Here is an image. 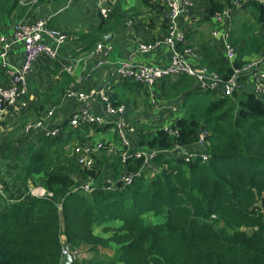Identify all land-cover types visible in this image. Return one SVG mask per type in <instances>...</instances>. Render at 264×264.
<instances>
[{"label": "trees", "instance_id": "trees-1", "mask_svg": "<svg viewBox=\"0 0 264 264\" xmlns=\"http://www.w3.org/2000/svg\"><path fill=\"white\" fill-rule=\"evenodd\" d=\"M48 1L0 0V26L23 19ZM140 3L150 12L162 11L154 0ZM199 6L202 13L194 27H184V46L194 49L198 67L227 78L231 67L264 56V2L200 0ZM223 12L227 22L231 17L224 40L235 55L231 65L222 52L224 31L216 38L221 47L210 41L209 34L197 31L202 25L212 32L220 30L212 18ZM125 15L115 8L86 32L69 34L75 44L72 55L87 54L96 43H104L103 36ZM182 47L177 43L178 51ZM48 62L52 73L59 70L58 61ZM109 79L105 90L109 102L113 107L124 105L126 116L128 102L134 100L121 93L147 92L137 83ZM71 82L72 77L59 74L40 93L37 106L30 108L29 120H19L17 130L27 120L43 118ZM152 96L161 105L160 112L171 117V131L148 133L139 128L133 132L135 145L131 141L133 148L165 151L151 161L159 170L150 179L140 171L130 184L122 185L123 173L134 174L142 162L129 159L122 163L119 141L117 154L108 161L103 154L91 168L73 164L66 146L86 144L112 124L71 128L65 119L57 125L54 137L21 132L0 143V183L6 194V199L0 198V264H58L60 237L65 245L90 255L75 256L70 264H264V102L242 89L227 97L199 91L193 79L183 75L159 79ZM167 105H174L175 111L165 109ZM114 136L118 140L116 131ZM174 146L194 151L195 159L188 162L171 156L168 152ZM74 165L84 180L78 184L71 177ZM31 180L44 190L41 197L29 195ZM88 180L92 187L86 193L80 184ZM146 213H161L163 219L152 227L139 226V216ZM114 220L129 230L121 240L92 234V227ZM196 242L200 245L194 246ZM162 246L170 247L166 255L160 253ZM106 249L112 260L93 256ZM136 251L139 256L135 258Z\"/></svg>", "mask_w": 264, "mask_h": 264}, {"label": "built area", "instance_id": "built-area-1", "mask_svg": "<svg viewBox=\"0 0 264 264\" xmlns=\"http://www.w3.org/2000/svg\"><path fill=\"white\" fill-rule=\"evenodd\" d=\"M100 19H107L111 9L108 5L102 4L104 0H94ZM162 7V15L166 29V35L158 41L151 43H138L135 50L139 53H148L156 49L160 45H164L170 50L171 56L162 65H152L138 62L131 58L128 60L117 61L113 67L114 70L109 78L116 80L131 81L141 85L146 91L148 97L152 98V90L159 79L163 77L186 76L193 79L195 87L199 91L216 92L224 97L232 95L238 89L250 92L257 99L264 102V56L254 58L243 62L239 67H231V74L227 78H222L216 73L209 72L203 67L196 65V52L194 49L184 46L185 34L184 27H181L180 17L182 14H187L192 10V0H154ZM264 2V0H258ZM236 7L237 4L235 3ZM227 13L223 12L221 15H216L212 18L214 23L223 24V18ZM214 36L218 31L212 33ZM224 35V34H223ZM218 35L217 37H219ZM216 37V38H217ZM223 37V36H222ZM66 40V35L58 30L48 27L47 21L42 18L30 19L26 21L18 20L7 33H0V71L4 78V84L0 85V113L4 111L20 112L25 104L20 100L23 96L26 87V77L29 75L33 67L41 58L49 61H59L60 49ZM222 38V52L226 62L231 65L235 59V55L227 43ZM177 43L183 45L181 52L176 49ZM18 46L22 52V60L18 67L10 66L7 63V54L13 48ZM111 46L108 42H98L94 48L78 58L72 59L73 65L63 66L61 72L71 75L74 68L81 63V71L76 79L71 82L66 90L64 97L67 100H75L79 104L67 116V123L71 128H77L82 125H114L117 134L119 146L122 149L119 152V157L122 163L127 160H140L142 163L134 174L123 173L120 178L122 185H128L132 182L134 176H137L158 153H165V151L152 150L146 148H132L130 137L133 136L131 126L126 122L125 106L119 105L111 106L109 99L105 93L109 82L99 89L87 88L84 91H77L76 86L89 82L90 75L104 67L108 63V55L111 53ZM86 62L89 66L85 68ZM238 78H241L238 81ZM96 99H100L104 108L103 116L95 114ZM81 105V106H80ZM165 109L174 112L176 107L174 105H167ZM52 109H49L45 116L50 117ZM47 117L38 120L28 121L22 128L23 134L40 133L43 136L54 137L58 133L57 125L48 127L46 125ZM163 131L170 133L169 125L161 128ZM202 136L200 137L201 142ZM200 144V143H199ZM103 144L99 141L93 143H86L74 149V156L77 165L80 168H91L93 166L92 155L100 150ZM171 156H178L184 161H193L196 153L181 149L174 146L169 152ZM202 162L205 161V156H202ZM138 172V173H137ZM106 178L105 181H107ZM83 192H91L92 182L85 181L80 184ZM41 189V188H40ZM42 190V189H41ZM41 190L36 192L28 191L31 197H41L43 195ZM0 198L6 199V194L3 191L0 183ZM68 255L71 262L76 256V252L65 247L60 250V260Z\"/></svg>", "mask_w": 264, "mask_h": 264}, {"label": "crops", "instance_id": "crops-1", "mask_svg": "<svg viewBox=\"0 0 264 264\" xmlns=\"http://www.w3.org/2000/svg\"><path fill=\"white\" fill-rule=\"evenodd\" d=\"M199 2L200 0H192V10L187 14L181 15L179 20L181 22V27H194L196 20L202 13V8H200ZM102 4L108 5L111 11L118 8L119 12L126 13L125 17L121 20L123 30H120L118 33L119 28L115 26L113 30L107 34L112 36L111 40L108 42H110L109 45L112 48L111 53L113 51L115 52L114 56L117 58V61L133 58L141 63L158 66L162 65L169 59L171 56L170 50L164 45H160L148 53H139L135 50L138 43H151L160 40L166 35L162 11L161 13L150 12L149 9L141 5L140 0H104ZM121 8L123 9L122 11ZM35 18L45 19L49 22L52 28L65 33L67 41L65 40L64 42L66 43H63L64 46L62 45L64 47H62V57L61 59L59 58L61 64L59 65V70L54 73L51 72V64L48 62L49 60L47 61L45 58H41L33 67L32 72L26 77V87L20 100L21 103L25 104L24 108L20 112L6 110L3 113H0V143L5 142L10 137L13 138V135L20 133L17 130L19 120L24 119L27 114L31 113V107L37 106L41 95L40 93L46 90L47 85H52L56 79H58V75L63 73L60 71L61 68L67 65L72 66L74 63L72 59L85 55H72L75 44L71 42L69 34L86 32L90 27L97 24L100 19L98 8L94 0H49L45 5H41L30 11L24 16L23 20L30 21V19ZM149 19H151L152 24ZM230 19L229 22H227V16H225L223 18V24H219L220 30H216L218 31V35L221 34V29L224 31L222 38H225L226 36L228 30L227 25L230 24ZM16 22L17 21L10 20L1 25L0 33H7ZM199 29H203L206 32L209 31L210 41L219 45V42L216 39L218 35L216 34L214 36L212 34L213 32L210 31V29L208 30V25H202L198 30ZM219 47L221 46L219 45ZM21 60V49L18 46L13 47L7 54V63L10 66L18 67ZM89 64V62H86L85 68H87ZM113 70V62L108 61V63L99 71H94L90 75L89 82L77 85L76 90L84 91L87 88L99 89L105 85L106 81L110 84V79L108 77ZM80 71L81 63L74 68L71 75L65 74L72 77L73 82L79 75ZM4 82L3 75L0 71V85H3ZM57 100L58 102L56 105L49 107L52 109L50 117L45 116L48 109L43 113L42 117H47L46 125L48 127L58 125L67 119V116L79 104L75 100L65 99L64 96ZM96 105L95 114L103 116V102L100 99H96ZM54 110H57L58 118H55ZM28 118L29 117H27V119ZM130 140L135 145L133 137H130Z\"/></svg>", "mask_w": 264, "mask_h": 264}, {"label": "rangeland", "instance_id": "rangeland-1", "mask_svg": "<svg viewBox=\"0 0 264 264\" xmlns=\"http://www.w3.org/2000/svg\"><path fill=\"white\" fill-rule=\"evenodd\" d=\"M122 10L123 9L121 8V11ZM242 20H244V17L242 18ZM116 26L119 28L118 33L120 32V30L121 31L123 30V27L121 26V20L118 21ZM197 31L201 32V34L204 36L209 34V31L206 32L203 29H199ZM108 43H110V42H108ZM114 53H115L114 51L112 53H110L108 55V58H107L108 61L113 62V65L117 62V58L114 56ZM121 94L124 96H128V98H130L131 100H134L133 104L128 102L130 104V108H129V110L127 109L126 116H125L127 119L126 122L128 123L129 126H131V130L133 132H136L139 128H146V131L148 133L155 132L156 129H161L163 126L169 125V123L171 122V117L168 114H162V112H160V109H162V108H160L161 105H158L156 103L154 97L150 98V97H148L149 95H147V94H144V95L136 94L135 96H133V94H127V93H121ZM132 98H135V99H132ZM54 111H55V118H58L57 117L58 116L57 110H54ZM29 115H30V113L27 114L24 117V119L27 118ZM159 115L161 118L159 117ZM103 118H105V116H103ZM19 130L21 133L22 127H20ZM114 133H115V129L113 126H111L105 132L96 135L94 137V139H89L88 141H86L88 143H93L94 141H99V142L100 141H107L108 143H110V144H104L103 147L99 151L95 152L92 155L93 163H94V161L100 162V160L103 157L102 156L103 154L105 156L104 157L105 160H107V161L109 159H111V157H114L117 154L116 142H118V140L116 139V136H114ZM134 135H135V133H134ZM88 136H90V135H88ZM81 145H84V143L79 144L77 142H71L66 146L65 149L68 148L69 156L72 159V161H75L74 149L78 146H81ZM74 163H76V161L73 162V164ZM76 165H77V163H76ZM158 170H159V167L155 163H150L142 171H143L144 175H146L147 179H150L156 172H158ZM79 175H80L79 171L76 169V167L74 165V169L72 171L71 177H72L73 182L76 184H78L77 182L84 181V180H81ZM27 187H28L27 191L31 190L33 192H36L37 190H41L40 188L35 186L33 180H31L30 183L29 182L27 183ZM41 191L44 194V190L42 189ZM161 215H163V214H161V213L160 214H150V213L143 214V215L139 216L140 222L138 225L142 226V227H152V226L158 225L159 223H161V221L163 219V217ZM122 226H123V224H121L120 221L118 222V220H114V221L109 222L108 224H104L102 226L92 227V234L94 236H101V237L119 236L120 240H121V238H124L125 236H127L128 232H129L128 229H126ZM240 230L245 231L246 233H249L251 231V230L242 229V228ZM60 240H61V248L65 247L66 249L74 250L76 252L77 258H88V257H90V255L86 256L87 255V254H85L86 252H82V251L80 252L79 250L71 248L68 244L65 245L63 243L64 238L60 237ZM198 245H200V243L196 242L194 244V246H198ZM110 247H111L110 248L111 250L115 249V247L112 245ZM169 248H167L166 246H162L160 253L166 255ZM136 253H134L135 258H136V255L139 256V253L137 251H136ZM93 256L94 257L96 256V258L98 257L99 260L104 259V261H109V260H112V258H113L109 249L101 250L100 252H98L97 254H94Z\"/></svg>", "mask_w": 264, "mask_h": 264}, {"label": "water", "instance_id": "water-1", "mask_svg": "<svg viewBox=\"0 0 264 264\" xmlns=\"http://www.w3.org/2000/svg\"><path fill=\"white\" fill-rule=\"evenodd\" d=\"M111 38H112L111 35H104L103 41L108 42L111 40ZM70 263H71V258L68 255L64 256L60 262V264H70Z\"/></svg>", "mask_w": 264, "mask_h": 264}]
</instances>
